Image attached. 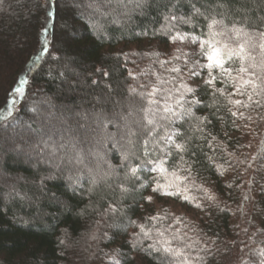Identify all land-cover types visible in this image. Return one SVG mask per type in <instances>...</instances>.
<instances>
[{"label":"trees","instance_id":"obj_1","mask_svg":"<svg viewBox=\"0 0 264 264\" xmlns=\"http://www.w3.org/2000/svg\"><path fill=\"white\" fill-rule=\"evenodd\" d=\"M164 2L155 0L143 11L135 9L129 0H49L47 4L45 0H3L0 3V103L17 74L27 73L32 79L29 95L16 99L12 117L0 110V264H111L105 254H112L117 248L133 258L131 261L125 259L124 264H141L137 251H129L130 245L124 242L130 240V236H117L114 242L90 239L94 232L108 231L111 236L117 231L109 227L112 219L101 216V203L97 202L95 211L87 217H77L74 213L89 203L87 190L94 187L93 176L107 171L108 164L120 163L113 142L104 138L105 132L118 134L122 123L116 115L122 110L117 102L126 107L129 85L138 87L148 79L154 80L152 76L133 80L128 76L129 60L120 55L117 61L115 53L121 49L129 54L132 49L144 52L163 47L162 41L153 37L151 31L163 23ZM261 5L264 0H239L233 7L259 17L264 16ZM196 6L200 7L199 4ZM48 7L58 14L47 20V32L41 34V25L45 24L43 9ZM181 10L188 8L185 6ZM88 17L104 26L106 38L98 39L82 27V24H88ZM241 18L242 14L236 16L237 20ZM145 29L147 36L141 35ZM69 36L77 39L69 41ZM46 39L52 42L51 53L58 60L53 61L41 47ZM96 68L108 71L109 76L96 72ZM49 69L55 79L48 75ZM155 69L163 72L158 65ZM60 72L64 73L63 78L58 75ZM164 75L167 78V74ZM156 99L162 101L163 97L157 95ZM34 107L40 108V112L33 111ZM100 111L113 122L98 126L92 114ZM259 113L264 115V109ZM245 114L251 115L253 120L238 123H247L248 129L236 131L214 121L207 131L227 143L229 151L235 150L234 160L238 157L251 161L253 156L264 151V119L255 110H245ZM226 128L232 137L230 142L223 135ZM186 129L187 124L182 131ZM158 131L163 134L162 129ZM42 141L47 142V147ZM237 141L243 147L237 149ZM107 142L112 143V147L103 150ZM193 144L203 145V148L202 151L199 147L193 148L197 152L194 159L198 162L193 164L191 175L186 171L193 161L190 152L184 155L187 164L181 167L179 156H173L169 157L170 163H166V167L169 172L178 168L177 175L188 177V192L184 194L195 198L191 205L202 202L199 190L192 185L204 184L217 194L220 206H227L228 211L192 210L178 197L158 201L151 209L133 207L140 215L167 216L162 221L147 222L146 228L167 229L165 236L168 239L179 229L181 234L188 232V242H191L200 234L189 228L193 224L203 228L209 249L207 253H200L204 256L203 264H261L264 231L258 229H264L261 223L264 221L261 211L264 195L257 191L261 184L251 186L254 201L242 202L241 197L248 190L246 182L250 178L260 181L264 177V171H256L264 160L253 162V167L247 171L244 170L246 164L238 169L233 167L220 177L215 169L209 168V161L205 159V155L214 156L216 163H223L219 152L214 155L203 141L197 140ZM147 147L151 150L156 145L149 143ZM77 151L82 163L76 164L74 159L69 163V156L74 157ZM155 154L160 155V152ZM58 163L60 168L55 167ZM89 169L93 171L89 172ZM50 174H55L56 179H45ZM69 176L77 183L73 184ZM160 182H166L163 176ZM178 183L184 186L183 181ZM227 183L234 186L229 189ZM102 187H97V191ZM127 203L133 204L131 195ZM174 217H179L182 222H174ZM132 218L137 219V216ZM209 223L211 232L206 227ZM132 230L128 228L129 233ZM152 237L143 240L145 250L157 234L153 232ZM59 240H64L65 244H59ZM172 243L183 246L181 240ZM186 250L193 256L197 254L195 248ZM140 255L145 257L143 264H169L171 259L161 253L148 255L147 251Z\"/></svg>","mask_w":264,"mask_h":264},{"label":"snow or ice","instance_id":"obj_2","mask_svg":"<svg viewBox=\"0 0 264 264\" xmlns=\"http://www.w3.org/2000/svg\"><path fill=\"white\" fill-rule=\"evenodd\" d=\"M48 2L49 0H45L46 4ZM129 2L135 5V9L143 11L151 7L155 0H129ZM0 3H3V0H0ZM238 3L239 0H165L163 3L165 9L163 23L159 28L153 27L151 31L153 37L162 41L163 47L139 53L142 57L146 56L150 59L148 68L151 69L154 80L148 79L147 83L139 84L138 87L128 86L126 107L117 102L122 109L116 114L122 122L118 127V134L104 133V138L111 140L113 147L118 150L120 163L115 166L108 164L107 171L93 176L91 183L94 187H89L87 190L89 203L74 213L77 217H87L95 211V204L99 202L103 206L101 216L112 219L113 223L109 227L117 231L112 232L111 236L108 231L102 234L94 232L90 235V239L114 242L117 236H130L131 239H126L124 242L130 245L129 251L132 249L137 251L141 264L145 257L140 253L144 251H147L148 255L161 253L165 257H170L169 264H203L204 256L200 253H207L209 250L207 233L203 228L195 224L189 228V231L200 234L191 242H188V232L181 234L179 229H176L171 239H168L165 236L167 229L161 230L155 226L146 228L147 222L162 221L167 219V216H160L157 213L140 215L133 205L151 209L158 201L178 197L185 204L190 205L192 210L206 212L215 208L220 213L228 211L227 206H220L217 194L204 184L192 185L199 190V199L202 202L191 205V200L195 198L184 194L188 192V177L177 175L178 168L169 172L166 167V163H170L169 157L173 156H179L181 167L187 164L184 155L190 152L193 161L192 164H188L186 171L191 175L193 164L198 162L194 159L197 152L193 148L199 147L201 151L203 148V145H194V141H203L214 155L219 152L223 163H216L214 156L205 155V159L209 161V168L215 169L220 177H224L233 167L238 169L246 164L244 170L247 171L253 167V162L264 160V151L253 156L251 161L247 158L240 160L238 157L234 160L235 150L229 151L227 143L219 141L217 136L207 131L208 126L214 121L236 131L242 128L248 129L247 123H238V121L253 120L251 115L245 114V110H255L260 115L259 110L264 109V16L257 17L255 13L234 9L233 6ZM197 4L200 7H197ZM185 6L188 10L182 11ZM37 9L40 10L38 5ZM261 10L264 11V5H261ZM57 14L52 12L50 7L43 9L45 24L41 25V34L47 32V20ZM241 14L242 18L237 20L236 16ZM82 27L98 39L107 37L104 26L94 21L92 17H88V24H82ZM141 35L147 36L148 30H143ZM68 39L75 41L77 37L69 36ZM51 43L46 39L41 47L45 53L51 55L53 61H56L59 58L52 55ZM177 43L181 47H173ZM115 55L117 61L120 55H124L125 59L129 56L123 53L122 49ZM156 65L163 70L162 73L156 71ZM95 71L102 72L104 76L110 74L102 68H96ZM48 75L52 79L56 78L52 75L51 69ZM58 75L64 77L63 72ZM142 75L147 78L148 73ZM128 76L133 80L139 79L131 71L128 72ZM92 83L95 84L96 81L92 80ZM31 87L32 79L27 73L17 74L7 90L4 101L0 103V110L6 112L8 117H12L16 109V99L27 97ZM157 95L162 96L163 100L156 99ZM44 102L48 103L47 100ZM33 111L39 112V108L34 107ZM80 115L87 118L86 114ZM92 115L98 126L104 122H113L102 111ZM260 118L264 119V115H260ZM185 124L187 129L182 131ZM161 129L163 134L158 131ZM223 135L229 142L232 140L227 128ZM43 143L47 147V142ZM149 143L156 147L150 150L147 147ZM32 147L36 148L38 145ZM241 147L243 145L237 141L236 148ZM157 151L160 155L155 154ZM73 159L76 164L82 163L78 151L74 157L69 156V163ZM60 166L59 163L55 165L56 168ZM92 171L89 169V172ZM256 171H264V164H260ZM161 176L166 180L165 183L160 182ZM45 179H56V176L50 174ZM68 179L73 184L77 183L71 176ZM179 181L184 182L183 187L178 183ZM246 183L249 187L241 197L242 202L255 200L251 195L253 190L251 186L254 183L261 184L257 191L264 195V177H261L260 181L250 178ZM101 185L103 187L97 191V187ZM233 186L232 183H227L229 189ZM235 186L239 187V185ZM130 195L132 205L127 203ZM93 197L97 199L93 200ZM261 211L264 212V209ZM134 215L137 219L132 218ZM141 220L144 222H140ZM174 222L182 221L179 217H174ZM261 223L264 224V221ZM129 227L133 229L131 233L128 232ZM168 227L171 228V225ZM206 227L209 232L212 231L211 223ZM244 231L247 229L245 228ZM153 232L157 234V238L145 250L143 240L153 239ZM201 236L204 237L203 243ZM173 240L183 241V246H174ZM59 244L64 245L65 241L59 240ZM192 248L197 251L195 256L191 251L186 250ZM105 258L111 264H124L125 259L133 260L118 248L113 249L112 254L106 253ZM261 264H264V260Z\"/></svg>","mask_w":264,"mask_h":264},{"label":"rangeland","instance_id":"obj_3","mask_svg":"<svg viewBox=\"0 0 264 264\" xmlns=\"http://www.w3.org/2000/svg\"><path fill=\"white\" fill-rule=\"evenodd\" d=\"M173 47H181V45L179 43H177ZM139 53L140 52L138 50H135V49H132L129 52L128 71L133 72L139 78L140 77H144V75H142V73H145V72L148 73V76H151V69L148 68V65L151 62L150 59L147 58L146 56L142 57L141 55H139ZM39 112H40V108H39ZM58 140H60V139H58ZM107 146H111L112 147V143L107 142L106 144L103 145L102 149L105 150ZM242 247H244V246H242Z\"/></svg>","mask_w":264,"mask_h":264}]
</instances>
